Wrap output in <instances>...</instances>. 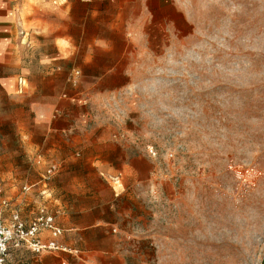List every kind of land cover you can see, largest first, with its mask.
Instances as JSON below:
<instances>
[{"label":"rangeland","instance_id":"1","mask_svg":"<svg viewBox=\"0 0 264 264\" xmlns=\"http://www.w3.org/2000/svg\"><path fill=\"white\" fill-rule=\"evenodd\" d=\"M186 9L191 33L139 58L133 86L102 103L72 100L63 122L75 146H98L74 158L108 162L120 156L109 146H124L150 162L128 264H264V0ZM3 130L0 187L17 206L32 172Z\"/></svg>","mask_w":264,"mask_h":264},{"label":"crops","instance_id":"2","mask_svg":"<svg viewBox=\"0 0 264 264\" xmlns=\"http://www.w3.org/2000/svg\"><path fill=\"white\" fill-rule=\"evenodd\" d=\"M191 30L186 0H0L1 134L17 136L18 156L32 172L17 206L3 192V219L18 213L28 223L45 208L63 231L60 244L74 251L35 256L10 248L6 264L130 262L140 223L136 191L152 177L150 162L124 146H109L120 156L108 162L74 158L98 146H75L63 121L73 99L111 100L135 84L139 58L169 52ZM50 165L57 172L44 183Z\"/></svg>","mask_w":264,"mask_h":264},{"label":"built area","instance_id":"3","mask_svg":"<svg viewBox=\"0 0 264 264\" xmlns=\"http://www.w3.org/2000/svg\"><path fill=\"white\" fill-rule=\"evenodd\" d=\"M56 172V166H48L42 181L47 183ZM23 191H28V188L24 187ZM8 207L9 201L0 187V264H6L10 248H26L35 256L74 253L60 244L63 231L57 226L54 214L49 213L45 208H40L37 215L28 223L23 222L18 213H13L9 221H5L1 213ZM43 234L47 235L43 237Z\"/></svg>","mask_w":264,"mask_h":264}]
</instances>
